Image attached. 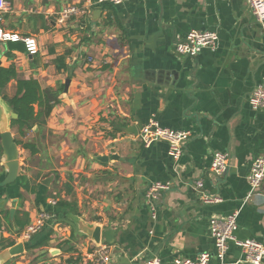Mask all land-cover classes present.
I'll use <instances>...</instances> for the list:
<instances>
[{
    "label": "crops",
    "instance_id": "crops-1",
    "mask_svg": "<svg viewBox=\"0 0 264 264\" xmlns=\"http://www.w3.org/2000/svg\"><path fill=\"white\" fill-rule=\"evenodd\" d=\"M9 1L3 28L35 37L39 51L32 56L20 41L1 42L0 65L61 92L45 124L20 138L36 152L16 145L18 177L0 184V238L13 241L0 250V264H91L85 255L96 226L100 244L110 246L109 264L194 259L214 252L209 220L234 211L235 237L264 244V196L249 195L246 179L264 149V110L248 103L264 79V29L245 0ZM68 4L88 11L60 26L56 12ZM191 30L215 32V48L179 57L173 44ZM59 56L65 69L57 68ZM151 119L189 133L178 159L165 141L143 145L138 131ZM8 131L19 138L11 125ZM217 151L229 154V166L215 177ZM100 155L115 158L102 162ZM4 161L2 152L0 183ZM22 175L35 191L23 188ZM167 181L152 217L145 191ZM202 194L219 200L204 203ZM60 200L68 205L49 213ZM42 211L50 220L23 239ZM17 244L21 251L11 255ZM227 258L248 264L236 263L243 253L232 241Z\"/></svg>",
    "mask_w": 264,
    "mask_h": 264
},
{
    "label": "built area",
    "instance_id": "built-area-1",
    "mask_svg": "<svg viewBox=\"0 0 264 264\" xmlns=\"http://www.w3.org/2000/svg\"><path fill=\"white\" fill-rule=\"evenodd\" d=\"M89 2L90 0H86ZM126 0H96L92 4L109 3L120 5ZM256 21L264 29V0H245ZM11 10L9 0H0V42H22L25 52L29 55H36L39 45L33 36L21 37L16 33L3 28L4 15ZM85 5L79 7L76 4H68L56 12V23L60 26L66 23L73 16L87 13ZM216 33L209 30H191L185 37L175 40L174 51L179 57H193L202 48L214 49L216 46ZM248 103L252 109L264 110V79L258 84L248 97ZM188 132L184 130H173L162 127L159 123L151 119L142 125L138 131V137L145 147L153 141L162 140L167 143V154L178 159L182 154V143L188 137ZM229 166V154L227 152H214L212 156L210 170L217 176L221 175ZM250 194H261L264 196V149L253 159L249 172L246 176ZM201 181H197L195 188H200ZM170 182H153L145 191V199L148 204L151 216L154 217L155 203L162 192L169 190ZM201 200L204 203H212L219 199L214 196L202 194ZM52 214L47 212L38 213L34 222L28 224L21 233L23 239H29L50 220ZM237 211L225 217H212L209 220V234L214 240V252H201L194 259H175L172 262L164 263L157 257H150L140 261L138 264H211V258L217 260V264H231L227 258L228 243L234 242L243 253V258L236 263L244 262L248 264H264V244L253 238L237 239L234 231L237 227ZM85 260L91 264H109L111 262L110 246L99 244L86 252Z\"/></svg>",
    "mask_w": 264,
    "mask_h": 264
},
{
    "label": "trees",
    "instance_id": "trees-1",
    "mask_svg": "<svg viewBox=\"0 0 264 264\" xmlns=\"http://www.w3.org/2000/svg\"><path fill=\"white\" fill-rule=\"evenodd\" d=\"M64 57L59 56L55 59L57 68L65 69ZM14 81V90L8 93V84ZM61 88H42L39 82L34 78L19 77L14 65L7 67L0 65V95L6 102L9 108L17 114V118L12 119L10 124L13 127L19 138L15 139L17 145L28 150L31 154L35 153V146L28 140H22L28 130L34 125L42 127L45 124L53 106L58 102V95ZM2 154V147L0 144V157ZM20 183L27 191H35L28 187L26 178L22 175L19 177ZM68 203L64 201H57L56 205L48 209L49 213L56 211V207H65ZM56 215V214H55ZM57 216V215H56ZM27 221L18 222L20 227L24 226ZM13 241L8 242L0 238V250L12 244Z\"/></svg>",
    "mask_w": 264,
    "mask_h": 264
},
{
    "label": "water",
    "instance_id": "water-1",
    "mask_svg": "<svg viewBox=\"0 0 264 264\" xmlns=\"http://www.w3.org/2000/svg\"><path fill=\"white\" fill-rule=\"evenodd\" d=\"M1 43V42H0ZM68 83V80H67ZM3 102L8 109L6 110L4 105L1 103ZM9 118V120H8ZM17 118V114L14 113L9 106L6 104V102L2 99L0 95V144L2 147V152L5 158V161L3 163V167L6 170V174L4 179L1 181V185L12 183L16 180L18 177L20 167H19V161H18V152H17V144L14 141L11 133L8 131V127L11 125L10 122L12 119ZM97 160L106 162L109 159L115 158L113 155L106 156V155H100L96 157ZM210 174L217 177V175L209 171ZM47 182V181H45ZM89 229H86V233H88ZM91 240L94 243V246H97L100 244L99 242V227H92V233L90 234ZM22 245L17 244L14 245L9 249V253L12 254H18L21 251Z\"/></svg>",
    "mask_w": 264,
    "mask_h": 264
}]
</instances>
